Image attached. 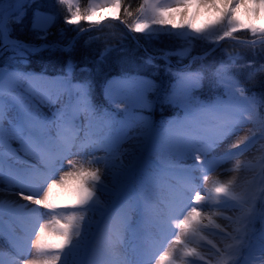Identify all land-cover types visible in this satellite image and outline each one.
I'll return each mask as SVG.
<instances>
[{
  "label": "snow or ice",
  "instance_id": "snow-or-ice-1",
  "mask_svg": "<svg viewBox=\"0 0 264 264\" xmlns=\"http://www.w3.org/2000/svg\"><path fill=\"white\" fill-rule=\"evenodd\" d=\"M58 3L67 7L66 25L93 21L105 9L119 19L123 10L130 32L151 29L146 38L179 35L186 45L215 36L210 52L226 38L236 40L235 34L244 30L254 39L237 40V45L259 55L261 61L258 65L255 60L241 63L243 57L237 54L204 64L195 72L173 70L169 57L183 59L190 49L168 50L160 59L165 60L169 86L125 71L104 81L105 97L117 110L108 111L94 103L89 80L70 78L77 70L87 76L104 72L107 50L93 62L75 64L72 54L85 29L61 28L60 39L49 43L48 37L55 35L57 13L43 11L37 0H0V56L7 54L14 63L27 64L43 51L66 54L64 69L53 79L0 67V193L27 202H12L5 209L0 201V240L6 237L8 264H86L80 257L90 247L114 253L122 244L133 210L140 211L155 229L146 238L141 264H239L244 251L254 248L258 253L252 264H264V229L259 235L254 230L257 220L264 224V111L258 110L264 109V97L248 95L245 82L237 76L240 69H249L248 80L264 73V24L256 23L264 19V0H142L134 10L130 4L125 7L124 0H103L85 11L74 0ZM193 7L210 18L207 25L191 22ZM241 9L248 15V24L238 15ZM29 11L30 31L39 44L13 36L15 25ZM164 26L188 29L192 34L160 33ZM69 30L77 36L61 43ZM144 65L157 71L160 67L151 56L144 58ZM5 81L32 86L12 87L6 94ZM205 81L212 89L222 88L223 94L202 99L198 93ZM157 104L161 109H178L176 118L156 124L143 114ZM16 106L17 115L9 117V109ZM42 106L54 109L50 117ZM245 128L249 134L241 137ZM13 141L19 149L12 148ZM125 144L132 147L125 149ZM6 145L10 156L26 167L6 164ZM126 155L139 161V195L129 187L133 173L124 163ZM213 173L231 175V179L214 180L205 190L204 182ZM161 187L168 194L158 199ZM57 191L67 194L56 196ZM225 210L232 213L223 217L229 231L214 221ZM207 227L219 228L222 246L208 240L211 247L204 253L198 250V241L205 240L202 232ZM99 264L126 262L109 255Z\"/></svg>",
  "mask_w": 264,
  "mask_h": 264
},
{
  "label": "trees",
  "instance_id": "trees-1",
  "mask_svg": "<svg viewBox=\"0 0 264 264\" xmlns=\"http://www.w3.org/2000/svg\"><path fill=\"white\" fill-rule=\"evenodd\" d=\"M79 8L81 11L89 9L90 0H78ZM142 0H124V6L127 7L129 4L134 10ZM38 6L46 12L57 13L59 19L57 21L56 27L52 29L55 35L48 37V42H54L60 39L59 29H73L80 28L85 29V31L79 34L78 40L76 42L75 51L73 52V62L79 64L82 62H93L99 53L105 52L107 50V60L104 62L105 71L96 72L91 76L83 74L81 72L74 71L70 76L74 81H83L85 79L89 80L92 84L93 100L97 107L103 109L105 107V94L103 91V84L106 79H112L123 74L125 71L128 73L139 72L141 75L150 76L152 78L163 79V87L169 86V78L167 73H165V60L160 59L168 50H177L181 47H186L183 45V41L178 40V38L171 35H161L155 38H146L147 34L134 33L136 38L143 45L141 48L137 40L132 36L126 28L119 21L107 20L99 28L90 29V24L82 21L76 26H70L63 23V18L67 13L66 6L60 5L58 0H37ZM120 21H123L127 26L126 21L128 18L124 15L123 10L119 14ZM31 11H29L28 16H26L22 23L15 25V31L13 36L21 41L31 42L39 44L40 41H35L33 35L30 31L31 26ZM129 27V26H128ZM75 31H67L65 38L61 43H67L68 40L75 36ZM236 37L240 40L253 39L252 35L247 33L238 32ZM213 45L211 43L204 44L201 42H196L188 46L190 49L189 54L180 59L173 55L169 57L172 69L180 68V66L186 65L190 69L198 70L204 64H216L222 60H227L230 55H241L243 60L241 63L248 60H255L257 65L261 61L259 55L253 56L252 51L237 45V41H228L222 44V46L216 48L215 51L210 52V48ZM205 53L209 55L205 56ZM150 55L158 56L156 58V64H158L159 70L153 68H147L144 65V58ZM7 54L0 56V62L3 64H8L6 61ZM192 57H202L203 59L193 60ZM66 54L57 50H47L40 52L30 58V63L27 64H16L10 61L8 68L30 71L35 73H43L47 76L60 75L64 69ZM249 69L237 70V76L245 82V87L248 89V95L264 97V73L257 74L254 78L248 80L247 73ZM223 89H212L209 87L208 81H205L204 88L198 95L204 100L215 99L216 96L222 95ZM156 110L160 111L161 118H167L172 115H177L176 110L168 109L164 107L161 109L160 106L156 107ZM178 110V109H177ZM137 177V175H135ZM133 181L138 183V180L133 178ZM135 184V182H134Z\"/></svg>",
  "mask_w": 264,
  "mask_h": 264
},
{
  "label": "bare ground",
  "instance_id": "bare-ground-1",
  "mask_svg": "<svg viewBox=\"0 0 264 264\" xmlns=\"http://www.w3.org/2000/svg\"><path fill=\"white\" fill-rule=\"evenodd\" d=\"M171 0H168V2L166 3H170ZM240 19L242 20V22L244 24H248L249 23V18L248 15L245 13L244 9H241V12L238 14ZM191 22L196 24L198 27L200 26H204L207 25L209 23V17L205 14H203L202 12H200L197 8L193 7L191 9ZM214 19V18H213ZM179 22V20L177 21ZM256 23L259 24H264V19H257ZM187 31L190 32V30L186 29ZM9 87H21V85L18 82H12L10 83ZM7 88V92L9 90V87H7L8 85H6ZM27 87H31L30 85L25 86V88ZM43 107V106H42ZM45 109L49 110V117L51 116V111H53L54 109H50L48 107H44ZM7 115L9 117H15L16 113L14 111H12L11 109H9ZM5 128L8 127L7 121H5ZM248 128H245L244 131L241 133V137L248 135ZM174 135H176L174 133ZM15 141L12 142V148L14 149H19V144L15 145ZM132 147V144H126L125 146H123V148L125 149H130ZM257 147H259V143L257 144ZM123 151V149H122ZM4 152H5V160H6V164L7 163H13L16 164V166L18 167H26V165L23 164H18L14 157L10 156L9 152H8V147L7 145L4 148ZM220 152H222V149L220 150ZM19 155L23 156V152H19ZM217 155H219V153H217ZM127 156V155H126ZM130 158V156H128ZM242 159H247V158H242ZM190 163V161H189ZM227 167H232V165H227ZM7 171V167L5 168V172ZM238 175V174H235ZM239 178V175H238ZM249 179H251V176H248ZM228 179H231V175L228 176H221L219 173H213L209 176L208 181L207 182V187L203 186L205 190H207L211 185L212 182L214 180H220L221 182H226ZM163 189H166L165 187H161L160 189L157 190L156 192V197L158 199H162L164 197L167 196V191L166 193L163 191ZM67 193L63 192V191H57L56 193H54V195L56 196H62V195H66ZM203 194V193H202ZM0 201H2L5 205V209H7V206L12 203V202H16L18 204H25L27 202L19 200V198L15 195H12L8 192H4V193H0ZM232 215L231 212L225 210L222 215H218L216 217H214V221L215 224L219 225L220 228H223L225 231H229L228 228V221L223 219L224 216H230ZM5 219V225H7L8 222V217L7 215H5L4 217ZM205 224H207V221L204 222ZM264 229V224H262L259 220H257L254 224V230L257 233V235H259L260 231ZM155 231L154 227L152 225H150L147 220L146 217L143 216V219L141 220V233L138 235V233L136 232L135 234V238L132 237V235L127 231L124 230L122 233V244L119 246V248H117L115 250L114 253H109L107 250H99V249H94L92 247H90L87 252L83 255H81L80 259L85 261L86 264H99L100 261H102L103 259H105L107 256L111 255L115 260H118L120 262H126V264H136L134 263V261L132 260V258L135 255H141L143 260L145 259V255H144V244L146 241V238L151 235L153 232ZM202 235L205 236V240L203 241H198L199 245L201 247L198 248V250L206 253L208 251V249L211 247L210 244L207 243L208 240H211L212 243H216L217 246H222V241H221V233L219 232V228H215V227H207L203 230ZM109 240L111 239V235H109L107 237ZM142 244L141 247H138V245H140V243ZM254 250V249H253ZM253 252V251H252ZM0 253H2V255H0V259L4 260V264H8L9 261V247L6 241V237L2 240H0ZM257 255V253L252 254V257H255ZM247 257L243 258L242 264H249V259H246ZM71 259V258H70ZM197 264H203V261H198Z\"/></svg>",
  "mask_w": 264,
  "mask_h": 264
},
{
  "label": "rangeland",
  "instance_id": "rangeland-1",
  "mask_svg": "<svg viewBox=\"0 0 264 264\" xmlns=\"http://www.w3.org/2000/svg\"><path fill=\"white\" fill-rule=\"evenodd\" d=\"M101 2H103V0H90V3H89V8H90V6L92 5V4H96V3H101ZM161 2L162 3H166V2H168V0H161ZM74 3L76 4V6H78L79 7V1L78 0H74ZM66 9H67V7H66ZM120 14V13H119ZM107 18H115L116 19V14H114V13H110V12H108V10L107 9H105L103 12H99V13H97L95 16H94V19H93V21H84V22H87L88 24H90L91 26H95V25H99L101 22H102V24L104 23L102 20L103 19H106V21H107ZM105 21V20H104ZM105 21V22H106ZM80 23H82V21L80 22ZM101 24V25H102ZM90 26V27H91ZM101 27V26H100ZM91 29V28H90ZM149 31H152L151 29H149V30H146V32L145 33H142V34H147L148 35V32ZM159 32L160 33H166V32H174V33H181V32H183V33H185V35H191L192 33L191 32H189V31H187L186 29H171V26H164V27H162V28H160L159 29ZM239 32H243V33H247L249 36L251 35V33H249V32H246V31H244V30H241V31H239ZM238 33H236L235 35H237ZM161 35H164V34H161ZM161 35H158V36H161ZM171 36H173V37H176V38H178V40H180V41H183L182 43H183V45H186L185 43H184V38L183 37H181V36H179V35H171ZM254 39V38H253ZM237 40H239L237 37H236V40H233V39H231V38H226L224 41H220L219 42V44H220V46H222V44H224V43H227L228 41H237ZM243 40V39H242ZM213 41H215V36H209V40H208V42H201V43H204V44H209V43H211L212 45H213V47H215V45L212 43ZM189 45H186V47H188ZM219 46V47H220ZM216 48H218V47H216ZM181 49V46H180V48H178L177 50H180ZM211 49V48H210ZM10 61L11 60H9L8 59V57L6 58V61H4V62H6V63H8V64H3L2 62H0V67H3V66H5V65H7V67H8V65H10ZM184 68H187L188 70H190V71H192V72H195L196 70H193V69H190V67H182V68H177V69H184ZM9 70H16V69H11V68H9ZM173 70H176V69H173ZM16 71H18V70H16ZM165 71V70H164ZM20 72V71H19ZM22 73V72H21ZM166 73V72H165ZM36 74H43V73H36ZM141 75V74H140ZM57 76H59V75H56V76H47L49 79H53V78H55V77H57ZM142 76H145V77H150V76H146V75H142ZM114 78H117V77H114ZM150 78H152V77H150ZM113 79V78H112ZM154 81H156V82H158L161 86H163V83H164V81H162L163 79H158V80H156L155 78H152ZM20 85H21V87L20 88H25V86H28L29 84L28 83H26V82H18ZM5 84L6 85H8L7 87H9V86H12V85H10V83L8 82V81H5ZM5 84H4V91H5V93L7 94V88H6V86H5ZM30 86H32V85H30ZM15 87V86H14ZM9 88H11V87H9ZM222 93H223V91H222ZM105 97V96H104ZM257 97V99H260L261 97L260 96H256ZM105 100H106V103H105V107L103 108V109H106V110H108V111H113V112H115V111H117L116 110V108H115V106L114 105H112V104H110L109 103V101L106 99V97H105ZM157 106H159V104H157L155 107H154V109L151 111V112H145V113H143L144 115H146V116H148L154 123H156V124H159V123H161L162 121H165V120H168V119H174V118H176V116L177 115H172V116H169V117H165V118H161V115H160V111H158V110H156V107ZM168 109H170L171 111H172V109H175V108H172V107H167ZM11 110L12 111H14L15 113H16V115H17V112H18V106H16V107H14V108H11ZM176 110V113H178V111L179 110H177V109H175ZM258 110H260V111H264V109H258ZM42 111L45 113V114H49L50 112H49V110H47V109H45L44 107H42ZM181 115H182V113H181ZM172 135H174V133L172 134ZM18 143H15V145H17ZM126 145V144H125ZM124 145V146H125ZM124 163H125V165L127 166V167H129V168H131L132 169V177L130 178V183H129V187L133 190V194H135V195H139V191H138V189H139V179H140V166H139V161H134V160H132V158L130 157H128V156H124ZM153 159L154 160H156V161H159V159H160V157L159 156H154L153 157ZM135 175H137V177L135 176ZM135 177V179H137L138 180V183H136V181H133V178ZM134 182H135V184H134ZM163 191L166 193V191H167V189H163ZM116 199L117 200H120L121 199V197L120 196H117L116 197ZM143 214L140 212V211H136V210H133L130 214H129V221H128V226H127V228H126V230L132 235V237H134L135 236V234H136V232L138 233V235L141 233V220L143 219ZM135 238V237H134ZM140 243V242H139ZM141 243H140V245H138V247H141ZM254 253H258V249H256V248H254V250L252 249V250H245L244 251V253L242 254V257H241V259L239 260V264H242V261H243V258L244 257H247L246 259H249V264H252V262L254 261V259H255V257H252V254H253V252ZM132 260L134 261V263H136V264H141V262L143 261V258H142V256L141 255H135L133 258H132Z\"/></svg>",
  "mask_w": 264,
  "mask_h": 264
},
{
  "label": "water",
  "instance_id": "water-1",
  "mask_svg": "<svg viewBox=\"0 0 264 264\" xmlns=\"http://www.w3.org/2000/svg\"><path fill=\"white\" fill-rule=\"evenodd\" d=\"M106 21V19H103L102 21L103 22H105ZM107 20H113V21H119V22H121V24L126 28V31H128V33H130L132 36H134L135 38H136V36H135V34H134V32H130L129 31V27L123 22V21H120V19H115V18H107ZM101 24H102V22L99 24V25H95V26H91L90 28H99L100 26H101ZM77 36V33L75 34V36L74 37H76ZM136 40H137V43H138V45L141 47V48H143V45L140 43V41L136 38ZM162 56V55H161ZM154 58H157L158 56H153Z\"/></svg>",
  "mask_w": 264,
  "mask_h": 264
}]
</instances>
